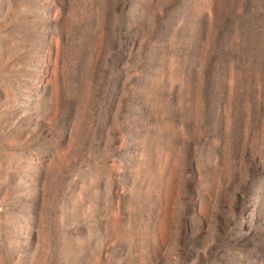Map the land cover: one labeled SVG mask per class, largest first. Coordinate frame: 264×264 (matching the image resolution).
<instances>
[{
  "label": "rangeland",
  "instance_id": "obj_1",
  "mask_svg": "<svg viewBox=\"0 0 264 264\" xmlns=\"http://www.w3.org/2000/svg\"><path fill=\"white\" fill-rule=\"evenodd\" d=\"M245 1L0 0V264H264V0L205 72Z\"/></svg>",
  "mask_w": 264,
  "mask_h": 264
},
{
  "label": "trees",
  "instance_id": "obj_2",
  "mask_svg": "<svg viewBox=\"0 0 264 264\" xmlns=\"http://www.w3.org/2000/svg\"><path fill=\"white\" fill-rule=\"evenodd\" d=\"M250 0H246L243 4L242 10L235 13V9L231 8L222 13L219 21L216 23V43L215 48L211 51V55L208 58L206 67V76L210 80L213 77V73L219 70L220 65L227 63L225 56L229 52L231 46V35L235 31L236 35L240 37L239 43H246L243 39V35L253 33L256 37H259V25L255 20L256 9L250 5ZM243 52V51H241ZM225 62V63H224ZM264 66V57L262 59ZM264 77V72H263ZM264 89L262 90V92Z\"/></svg>",
  "mask_w": 264,
  "mask_h": 264
}]
</instances>
